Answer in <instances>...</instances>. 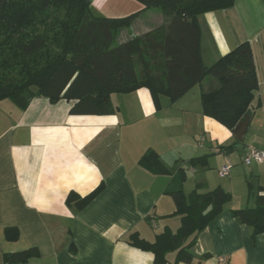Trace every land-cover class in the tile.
Segmentation results:
<instances>
[{
    "label": "crops",
    "instance_id": "0c3cea01",
    "mask_svg": "<svg viewBox=\"0 0 264 264\" xmlns=\"http://www.w3.org/2000/svg\"><path fill=\"white\" fill-rule=\"evenodd\" d=\"M89 1L96 17L137 15L118 31L116 44L168 22L160 9L144 10L136 0ZM199 22L207 66L242 43L251 45L260 106L243 142L203 114V91L219 85L213 77L175 102L160 97L159 108L146 88L112 94L114 111L108 115H73L74 100L34 98L25 110L3 100L0 263L7 254L36 248L37 257L15 264H154L152 253L129 244L130 235L137 232L154 242L167 228L176 232L181 217L172 216L176 206L171 193L182 190L188 195L197 189L205 194L220 187L232 201L198 236L191 264H219L220 259L227 264H264V234L254 236L252 228L231 213L255 207V194L264 189V163H243L249 146L264 151V0H237L231 7L201 15ZM149 150L158 154L169 175L140 166ZM201 157L198 165L189 164ZM228 161L233 164L230 175L220 178L218 171ZM101 184L102 193L83 210L66 204L70 193L85 197ZM12 228L19 232L16 241L6 237ZM175 257L170 253L168 264Z\"/></svg>",
    "mask_w": 264,
    "mask_h": 264
},
{
    "label": "trees",
    "instance_id": "16d2710c",
    "mask_svg": "<svg viewBox=\"0 0 264 264\" xmlns=\"http://www.w3.org/2000/svg\"><path fill=\"white\" fill-rule=\"evenodd\" d=\"M144 10L160 9L166 25L116 44L119 30L129 27L137 15L107 19L96 17L89 0H0V102L12 100L25 110L34 98L52 103L74 100L73 115H108L114 111L112 94H127L146 88L159 108L160 97L179 100L207 77L218 87L203 91L202 111L231 132L246 118H252L259 103V84L250 43L245 42L221 57L212 66L202 60L199 17L207 12L231 7L237 0H136ZM232 147L224 148L229 151ZM204 158L192 159L194 166ZM140 166L156 175L171 172L157 153L147 151ZM104 184L85 197L72 192L66 204L86 208L104 190ZM264 191L255 194V207L234 209L232 216L264 234ZM250 193L253 188L250 185ZM181 226L165 229L149 242L135 232L129 244L150 252L154 264H191L192 248L198 236L219 218L232 195L222 188L205 194L198 190L186 195L171 193ZM6 237L16 241L17 229H7ZM39 252L32 248L7 254L3 263H27Z\"/></svg>",
    "mask_w": 264,
    "mask_h": 264
},
{
    "label": "built area",
    "instance_id": "2783aa9c",
    "mask_svg": "<svg viewBox=\"0 0 264 264\" xmlns=\"http://www.w3.org/2000/svg\"><path fill=\"white\" fill-rule=\"evenodd\" d=\"M243 163L246 166H250L252 164H262L264 163V151L257 149L254 146H249L246 154L243 157ZM233 164L228 161L221 169L218 171V175L220 178H226L230 175ZM154 223V222H153ZM219 264H227L226 260L220 259Z\"/></svg>",
    "mask_w": 264,
    "mask_h": 264
},
{
    "label": "water",
    "instance_id": "95a60500",
    "mask_svg": "<svg viewBox=\"0 0 264 264\" xmlns=\"http://www.w3.org/2000/svg\"><path fill=\"white\" fill-rule=\"evenodd\" d=\"M249 124H250V118H246L234 130L233 135L239 142H243L244 137H245V135L247 133Z\"/></svg>",
    "mask_w": 264,
    "mask_h": 264
}]
</instances>
